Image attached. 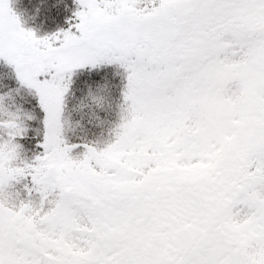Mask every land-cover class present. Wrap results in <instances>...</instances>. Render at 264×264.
Listing matches in <instances>:
<instances>
[{
	"label": "snow or ice",
	"instance_id": "6c2138e0",
	"mask_svg": "<svg viewBox=\"0 0 264 264\" xmlns=\"http://www.w3.org/2000/svg\"><path fill=\"white\" fill-rule=\"evenodd\" d=\"M79 3L76 31L38 37L0 0V57L43 113L31 160L20 156L18 115L0 119V188L29 179L36 227L81 248L42 240L24 219L29 200L0 198V264H264V0ZM224 39L234 65L219 59ZM99 62L125 68L127 114L103 151L85 143L72 155L65 73ZM129 148L148 161L142 172L112 159ZM79 216L87 227L71 228Z\"/></svg>",
	"mask_w": 264,
	"mask_h": 264
},
{
	"label": "trees",
	"instance_id": "16d2710c",
	"mask_svg": "<svg viewBox=\"0 0 264 264\" xmlns=\"http://www.w3.org/2000/svg\"><path fill=\"white\" fill-rule=\"evenodd\" d=\"M9 6L17 15L20 25L31 29L36 36L51 35L61 29L76 31L74 25L77 18L74 13L80 7L79 0H8ZM58 43V42H57ZM68 88L64 93L62 119H65L64 136L66 142L75 145L72 155L83 152L85 143L94 146H106L114 136L113 131L121 118L126 114L122 95L126 83V70L117 62H99L65 73ZM103 97V106L97 107L93 96ZM0 109L4 116L16 113L25 125V135L16 137L22 146L20 156L31 160L42 149L37 143L42 139V110L34 89L21 83L16 75L14 65L0 57ZM96 112L91 117L90 113ZM126 156L130 169L142 172L140 164L147 160H138L136 153ZM132 156V157H131ZM152 157L151 153L145 155ZM121 158V157H120ZM119 158V159H120ZM131 160V161H130ZM25 184H31L29 179L17 180L12 183L11 195L0 189V198L8 203L16 200H29L30 203L40 199L39 193L33 191L29 195ZM14 186V187H13ZM16 193H15V191Z\"/></svg>",
	"mask_w": 264,
	"mask_h": 264
},
{
	"label": "rangeland",
	"instance_id": "374dc122",
	"mask_svg": "<svg viewBox=\"0 0 264 264\" xmlns=\"http://www.w3.org/2000/svg\"><path fill=\"white\" fill-rule=\"evenodd\" d=\"M221 43L224 45V48L226 49V51L224 52V55H222L219 58L220 61L222 63H224L226 66H230V65H234V64L238 63V59L234 58L235 53L238 50L236 48L230 47L231 41H229L227 39H224ZM87 65L88 64H85V65H82V66H78V67H76L74 69H79V68L87 66ZM229 91H230V93H235L236 92V87L233 86V85H229ZM225 98L226 99H231V95H227ZM3 111H4V109L2 111L0 109V119L6 118V116H4ZM114 136H115V134H114ZM113 137L111 138L110 141H112ZM108 140L106 141L107 142L106 146L103 145L101 147H98V148H100L101 151H103V149L105 147H107L108 143L110 142ZM133 150H135V149L129 148V149H126V150H122L119 154L113 156L112 159H114L116 161V163H118L122 167L130 169V165H127L128 163L126 162L127 161L126 156L128 154H133L134 155ZM135 151L139 152L140 150H135ZM80 153H82V152L79 151L77 154H80ZM146 154H147V152H143L144 156ZM151 154H152V157H155V155H156L155 153H151ZM180 154L181 153H179V152L176 153L177 156H179ZM120 157H123V158H120ZM173 163L175 164L176 167H188L189 166L187 164H184L182 162H177V161H173ZM0 189H1L2 192L7 193L8 196H10L11 195V190H12V183L11 184H7L3 188H0ZM15 193H16V191H15ZM31 207L34 210L33 213L26 215L24 217V219H25L26 225H31L33 227L36 236H39L42 240H44L46 242H49V243H51L53 245H59L62 242L65 246H67L69 248L70 251H73L74 253L78 254V253L81 252V248L79 246L73 247V245L76 243L75 241L70 240V239H64L63 236L60 235V234L48 235L42 229L36 227V222L39 219L38 215H36V214L39 213L40 207H41V200L40 199H36L35 202L31 203ZM69 226L71 228H75V229H78V230H82V229H85L87 227V225L84 223V220H83L82 216L73 217L71 222H70V224H69Z\"/></svg>",
	"mask_w": 264,
	"mask_h": 264
}]
</instances>
